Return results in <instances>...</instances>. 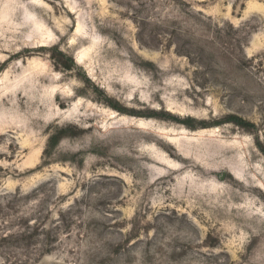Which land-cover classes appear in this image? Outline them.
I'll return each mask as SVG.
<instances>
[{
  "label": "rangeland",
  "instance_id": "1",
  "mask_svg": "<svg viewBox=\"0 0 264 264\" xmlns=\"http://www.w3.org/2000/svg\"><path fill=\"white\" fill-rule=\"evenodd\" d=\"M0 264H264V0H0Z\"/></svg>",
  "mask_w": 264,
  "mask_h": 264
}]
</instances>
